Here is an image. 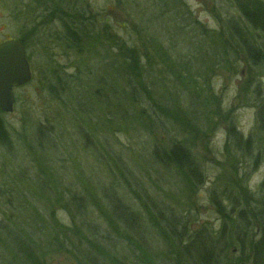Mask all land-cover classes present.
<instances>
[{
    "label": "rangeland",
    "instance_id": "obj_1",
    "mask_svg": "<svg viewBox=\"0 0 264 264\" xmlns=\"http://www.w3.org/2000/svg\"><path fill=\"white\" fill-rule=\"evenodd\" d=\"M219 12L223 19L236 14L222 0H0V42L24 38L27 16L35 29L32 80L14 91V111L2 118L10 148L0 146V264H31L10 242L35 248L43 264H91L88 249L67 235L78 218L56 196L84 198L101 225L92 203L109 209L102 196L110 190L153 231L151 243L167 215L187 221L190 232L214 233L220 224L211 193L220 194L219 182L237 185L240 177L255 196L264 193V135L257 130L264 38L255 36L261 52L251 53L253 61L238 41L223 53L215 38ZM68 13V26L89 19L94 28L82 53L64 35ZM124 53L139 57L142 77L123 70ZM179 108L197 120L191 129L200 135L162 116ZM232 125L253 145L250 158L236 153L237 166L226 152ZM173 142L199 164L202 186L190 191L175 168L157 162L155 153L168 157ZM116 238L111 253L123 248Z\"/></svg>",
    "mask_w": 264,
    "mask_h": 264
},
{
    "label": "trees",
    "instance_id": "obj_2",
    "mask_svg": "<svg viewBox=\"0 0 264 264\" xmlns=\"http://www.w3.org/2000/svg\"><path fill=\"white\" fill-rule=\"evenodd\" d=\"M222 1L228 9L233 10L236 14L225 19L221 18L220 12L218 14L219 34L215 38L222 40L220 41V50L225 53L227 46L238 41L242 45V51L253 61L251 53L261 52L255 36L260 35L261 38H264V0ZM69 15L70 13L66 16L64 35L70 40L74 39V48L82 53L91 46V43H88L89 46L85 42L94 38V28L88 25L89 19H84L83 23H80L76 28H74V23L72 27L68 26ZM172 16L176 18L177 14ZM223 23H225L224 26ZM33 30L35 29L31 28V38L34 37ZM31 38L30 44L32 43ZM130 52L132 51L128 53ZM120 56L124 57L123 59L126 61L123 70L131 72L132 76L137 79L142 77L144 66L138 61L139 57L135 56V53H131V55L124 53ZM138 95L139 90L137 92L135 90L134 98L137 97V101H142ZM258 110L257 130L264 135V101ZM181 112L180 108L174 111L170 110L168 113L164 111L162 116L171 120L176 129L193 131L191 128L197 120L193 116L188 119L183 118L180 116ZM3 117L4 115L0 112V146L8 150L10 147L8 134L2 122ZM202 126L206 127L207 121ZM201 131V129H197L193 132L194 135H200ZM228 131L230 139L226 152L228 155L234 156V160H236L234 166H237L239 158L236 153L239 157L250 158L253 145L250 138L245 140L240 134H237L233 125ZM230 141L233 142L235 149L230 145ZM172 145L168 157L163 158L155 153L157 162L169 170L175 168L178 171V177L190 183V191L195 187L202 186L203 173L199 164L192 158L189 149L180 142H173ZM256 162L255 159L254 165ZM39 163L41 164V160ZM219 180L220 178L218 182ZM220 183L222 182H219L218 187H223L220 194H216V189L211 193L212 206L216 209V216L220 224L218 229L214 233L211 230L209 232L207 228L190 232L189 224H186L187 221L183 222L176 215H173L174 217L167 215L162 221L157 219L161 225L159 228L161 236L159 237L164 243L162 246H159L160 239L158 238L149 243L148 234H152L153 231L145 229V225L142 226V223L138 222L140 219H137V215L132 209H128L122 203H117L116 199L111 197L110 190L104 191L105 196L101 194L106 203L109 202V209L106 206H101L100 201L94 200L92 203L98 218L103 222L101 225L92 222L84 198L72 196L68 198L69 200L65 199L64 201L60 196L56 197H59L58 202L64 203L63 207L68 214H71L72 220L78 218L80 226H78V222L75 223L67 235L74 238L80 247L88 249L87 257L91 264H264V193L255 196L253 192L249 191L244 178L240 177L237 185L228 183L224 187ZM262 188L264 189V184ZM44 194H46L45 190ZM24 201L28 203L27 200L24 199ZM153 204L155 207V203ZM28 205L30 206V203ZM147 207L154 211L150 205ZM111 229L118 238L111 237ZM140 231L147 234L139 233ZM114 238L119 239L123 248L116 253H111L114 249ZM19 245L14 246V243L10 242L11 249H13L11 251L15 252V249L18 248V252L22 253L21 257L26 258L31 264H43L42 255L36 252L35 248L29 247V245L26 247L24 244ZM61 245L57 243V247ZM62 249H66L65 246L62 245ZM234 250L235 254H233ZM119 257H122L124 262H121Z\"/></svg>",
    "mask_w": 264,
    "mask_h": 264
},
{
    "label": "water",
    "instance_id": "obj_3",
    "mask_svg": "<svg viewBox=\"0 0 264 264\" xmlns=\"http://www.w3.org/2000/svg\"><path fill=\"white\" fill-rule=\"evenodd\" d=\"M31 79L29 64L21 42L12 40L0 44V112L13 111V89L21 87Z\"/></svg>",
    "mask_w": 264,
    "mask_h": 264
},
{
    "label": "flooded vegetation",
    "instance_id": "obj_4",
    "mask_svg": "<svg viewBox=\"0 0 264 264\" xmlns=\"http://www.w3.org/2000/svg\"><path fill=\"white\" fill-rule=\"evenodd\" d=\"M27 13H29L28 10L24 14H27ZM31 22H32V17H31ZM29 23H30V18L27 16L26 21H25V27L23 29L24 30V38H17V37H15V38H8L7 39V40H20V39L24 40V41H21V42H22V44H23V46L25 48L27 60L29 59L28 49H29V42H30V38H31V37H26V35H30V31H31L30 26H29ZM32 29H34V26L32 27ZM25 38H27V39L25 40ZM5 41L6 40L1 41L0 44L3 43V42H5Z\"/></svg>",
    "mask_w": 264,
    "mask_h": 264
}]
</instances>
